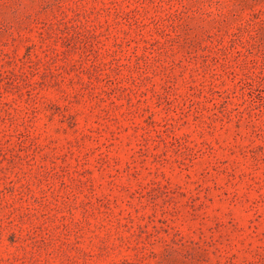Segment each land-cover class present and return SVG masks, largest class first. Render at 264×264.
I'll list each match as a JSON object with an SVG mask.
<instances>
[{"label": "rangeland", "instance_id": "374dc122", "mask_svg": "<svg viewBox=\"0 0 264 264\" xmlns=\"http://www.w3.org/2000/svg\"><path fill=\"white\" fill-rule=\"evenodd\" d=\"M0 264H264V0H0Z\"/></svg>", "mask_w": 264, "mask_h": 264}]
</instances>
